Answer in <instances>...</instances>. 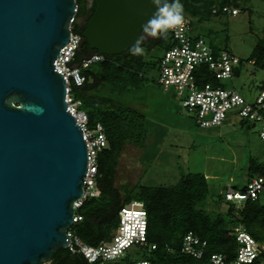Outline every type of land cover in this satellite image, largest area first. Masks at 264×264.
I'll list each match as a JSON object with an SVG mask.
<instances>
[{
  "label": "water",
  "instance_id": "95a60500",
  "mask_svg": "<svg viewBox=\"0 0 264 264\" xmlns=\"http://www.w3.org/2000/svg\"><path fill=\"white\" fill-rule=\"evenodd\" d=\"M95 2L81 46L106 57L129 51L156 11L153 0ZM77 7L0 0V264H45L70 243L88 156L54 62Z\"/></svg>",
  "mask_w": 264,
  "mask_h": 264
},
{
  "label": "trees",
  "instance_id": "16d2710c",
  "mask_svg": "<svg viewBox=\"0 0 264 264\" xmlns=\"http://www.w3.org/2000/svg\"><path fill=\"white\" fill-rule=\"evenodd\" d=\"M76 1L77 19L95 12V1L92 7H88L87 0ZM180 3L183 5V16L198 22L208 19L213 8L236 6L230 0H180ZM84 29L85 26L75 24L72 31L80 33ZM163 43L167 44L166 50L172 46L169 33L166 37H156L141 47L148 49ZM81 52L89 54L91 51L85 44ZM251 61L257 65L263 64L264 41L260 40L256 44ZM148 67L143 55H134L130 50L121 55L105 56L103 61L83 71L84 84L74 88L75 99L88 111L89 124H102L107 146L98 155L97 185L100 194L83 201L77 210L82 221L73 226L72 231L90 246L107 242L111 240L112 230L119 225L120 210L132 201H139L144 204L148 223V246L145 249L150 257L145 260L152 264H210L209 257L214 253L224 254L231 259L237 247L234 228L238 225H242L258 242H264V196L255 201H247L237 209L235 205L225 202L220 193L211 200L216 204L223 203L225 210L210 212L206 209L210 200L209 185L202 173L184 175L171 187L135 184L124 185L121 190L116 188V171L125 145L144 150L148 161L157 157L156 153L146 149L152 131L149 129L147 116L130 106V101L125 102L126 98L137 94L142 88L146 80L144 72ZM235 73L234 70V75ZM207 81L212 79L206 75L203 82ZM152 132L156 139L151 143L154 145L159 142L155 130ZM158 134L161 135V132ZM247 175L246 181L256 176L264 177V164L249 159ZM233 186L244 189V184ZM189 232L207 243L205 256L200 260L184 255L180 250L183 237ZM150 246H155V249L148 251ZM51 264L83 262L80 256L61 249L54 254Z\"/></svg>",
  "mask_w": 264,
  "mask_h": 264
},
{
  "label": "built area",
  "instance_id": "2783aa9c",
  "mask_svg": "<svg viewBox=\"0 0 264 264\" xmlns=\"http://www.w3.org/2000/svg\"><path fill=\"white\" fill-rule=\"evenodd\" d=\"M78 7L70 20V37L62 47L54 62L55 71L63 78L67 111L79 126L87 147L88 166L83 183V196L74 203L73 224L67 231L69 245L65 250L80 256L87 264H152L149 260H134L127 254L133 247L146 248L147 214L144 204L132 201L119 212V225L111 240L97 246L85 244L72 228L82 221L77 210L87 198L99 196L98 155L107 146V138L101 123L89 124L85 111L80 109L81 102L73 96L74 88L85 82L83 71L91 65L104 60L97 52L82 54V35L74 33L73 26L78 23ZM218 13L236 16V7L213 8ZM192 20L184 16L183 28L169 30L172 46L167 49L159 63L158 84L165 94L171 93L182 108L186 109L201 129L219 127L224 124L228 114L232 117L259 126V136L264 141V86L253 103H248L234 89L218 84L221 80L231 79L240 60L225 50L213 49L202 37L192 36ZM212 81L203 82L205 76ZM225 202L240 208L247 201H255L264 196V177L256 176L244 183V189L228 185L222 192ZM237 247L233 258L224 254H212L210 264H264V246L254 239L242 225L234 228ZM206 241L189 232L184 235L181 252L200 260L205 256ZM155 249L150 246L148 251ZM51 264V261L45 263Z\"/></svg>",
  "mask_w": 264,
  "mask_h": 264
},
{
  "label": "rangeland",
  "instance_id": "374dc122",
  "mask_svg": "<svg viewBox=\"0 0 264 264\" xmlns=\"http://www.w3.org/2000/svg\"><path fill=\"white\" fill-rule=\"evenodd\" d=\"M230 2L236 3L238 15L211 14L202 22L192 20L191 35L202 37L211 47L239 58L235 75L218 84L236 90L246 102L253 103L264 86V62L257 65L251 61L256 44L264 41V0ZM142 48L144 60L149 64L144 72L146 80L139 92L126 98L125 102L130 101V106L147 116L149 129L155 130L159 143L151 144L156 140L151 131L146 149L156 153L157 157L148 161L144 150L125 145L116 171V188L121 190L124 185L135 184L171 187L184 175L202 173L207 178L210 192L206 209L224 211L223 203L216 204L211 199L228 185L246 182L249 159L264 164V141L259 136V126L241 122L228 114L219 127L199 128L179 101L171 93L165 94L158 84L159 63L167 51V44ZM80 109L88 115L82 104ZM117 228L112 230L111 237ZM260 244L264 246V242ZM127 254L134 260L150 257L149 252L140 247L131 248Z\"/></svg>",
  "mask_w": 264,
  "mask_h": 264
},
{
  "label": "clouds",
  "instance_id": "9594fccd",
  "mask_svg": "<svg viewBox=\"0 0 264 264\" xmlns=\"http://www.w3.org/2000/svg\"><path fill=\"white\" fill-rule=\"evenodd\" d=\"M156 11L150 19L142 26V31L146 36L160 37L167 36L169 30L183 28L184 16L183 5L180 0H153ZM145 37L139 38L130 51L134 55H142L144 49L140 46Z\"/></svg>",
  "mask_w": 264,
  "mask_h": 264
},
{
  "label": "flooded vegetation",
  "instance_id": "af4514ba",
  "mask_svg": "<svg viewBox=\"0 0 264 264\" xmlns=\"http://www.w3.org/2000/svg\"><path fill=\"white\" fill-rule=\"evenodd\" d=\"M87 1H89V0H87ZM94 1L95 0H90V5H89V7H92L93 6V3H94ZM90 15H91V12H89L87 15H85V16H82L80 19H78V25H80V26H82V27H84L85 25H86V22H87V20H88V18L90 17ZM144 37H145V39H144V44H143V46H145V45H147L150 41H152V40H154L155 38L154 37H150V36H146V34L144 33ZM85 45V44H84ZM84 45H82L81 46V48L84 46ZM91 52L90 53H94V51H92V50H90Z\"/></svg>",
  "mask_w": 264,
  "mask_h": 264
}]
</instances>
